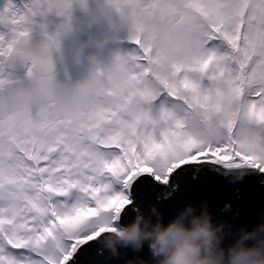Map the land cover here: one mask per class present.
<instances>
[{
	"label": "snow or ice",
	"instance_id": "1",
	"mask_svg": "<svg viewBox=\"0 0 264 264\" xmlns=\"http://www.w3.org/2000/svg\"><path fill=\"white\" fill-rule=\"evenodd\" d=\"M139 2L144 13L203 27L204 47L189 52L159 88L145 90L141 77L160 58L130 29L131 47L122 53L128 81L106 76L74 136L54 101L19 100L32 72L54 70L60 33L35 40L32 17L43 13L30 9L12 21L11 39L0 36V264H109L120 253L101 243L102 233L136 216L142 189L163 202L185 178L254 176L264 184V0ZM73 3L46 0V11L70 21ZM194 119L215 138L196 135ZM149 214L161 218L155 205Z\"/></svg>",
	"mask_w": 264,
	"mask_h": 264
},
{
	"label": "clouds",
	"instance_id": "2",
	"mask_svg": "<svg viewBox=\"0 0 264 264\" xmlns=\"http://www.w3.org/2000/svg\"><path fill=\"white\" fill-rule=\"evenodd\" d=\"M94 24H106L107 30L98 35L90 33L78 41L75 58L79 61L86 54L89 61L90 70L85 75L61 78L54 70H36L24 81L19 93V100L25 105L54 101L70 122V136L75 135L76 127L87 117V105L105 90L106 76L115 84L128 81L130 64L120 49L108 64L101 59L110 42L127 39L123 36L125 29L144 37L160 58L151 74L145 72L141 77L145 90L159 88L174 75L175 67L189 52L203 49L206 40L203 27L185 28L170 16L144 13L139 0H121L119 7L112 0H95L94 6L86 8V14L78 20L76 30L83 31ZM73 31L69 24L63 35ZM89 46L92 51H87ZM57 52L63 57L61 44ZM240 103L235 101L237 107ZM192 130L203 140L215 138L210 128L199 125L195 119ZM239 171L246 173L247 169ZM101 243L114 253L122 247L140 251L147 243L151 259L142 260V264H264V221L253 227H240L229 239V229L213 220L207 206L198 208L189 203L167 222L137 209L130 222L102 233Z\"/></svg>",
	"mask_w": 264,
	"mask_h": 264
},
{
	"label": "water",
	"instance_id": "3",
	"mask_svg": "<svg viewBox=\"0 0 264 264\" xmlns=\"http://www.w3.org/2000/svg\"><path fill=\"white\" fill-rule=\"evenodd\" d=\"M259 179L260 177L245 176L242 180L232 182L229 178L214 174L201 176L197 181L185 178L174 199L157 202L156 192L146 187L141 190L137 203L146 214H149L150 207L155 205L160 210L164 222L189 203L198 208L207 206L215 222L229 225L231 232L235 233L242 226L253 227L264 221V184H260ZM131 220L130 218L129 222ZM119 253L120 255L112 258L109 264H127L132 259H151L147 243L140 251L121 248ZM92 259L103 258L93 256Z\"/></svg>",
	"mask_w": 264,
	"mask_h": 264
},
{
	"label": "flooded vegetation",
	"instance_id": "4",
	"mask_svg": "<svg viewBox=\"0 0 264 264\" xmlns=\"http://www.w3.org/2000/svg\"><path fill=\"white\" fill-rule=\"evenodd\" d=\"M2 10L0 14V36L5 40L12 37V29L14 27L12 21L21 15H27L29 10L38 11L36 16L32 17L34 23L32 24V36L35 40H40L43 33L48 34L59 32L61 50L63 57L55 51L53 53L54 71L61 77L76 78L85 75L89 70V61L87 55L83 54L78 61L76 57V48L80 39H86L88 35H98L107 30L106 24H94L90 28L83 31L76 30V24L80 18L86 14V8L92 7L95 0H74L71 19L67 20L63 16L57 15L55 12L46 11V0H1ZM71 24L74 31L70 35H63L66 25ZM128 33L124 31L123 36L127 37ZM125 45V46H124ZM128 50L131 45L127 39H122L120 42L112 43L104 49L101 59H106L105 65L108 64L115 56L116 50L123 47ZM93 48L89 46L87 51H92ZM104 64V62H103ZM17 74L24 76L25 70L19 65L16 68Z\"/></svg>",
	"mask_w": 264,
	"mask_h": 264
},
{
	"label": "rangeland",
	"instance_id": "5",
	"mask_svg": "<svg viewBox=\"0 0 264 264\" xmlns=\"http://www.w3.org/2000/svg\"><path fill=\"white\" fill-rule=\"evenodd\" d=\"M2 4L4 5V3H2V1L0 0V12H1V10H2ZM0 14H1V13H0ZM125 32L128 33V30L125 29ZM126 35L128 36V34H126ZM124 46H125V45H124ZM124 46H123V47H119V49H120L122 52L126 51V49L124 48ZM102 61H103L104 64H105L106 59H102Z\"/></svg>",
	"mask_w": 264,
	"mask_h": 264
}]
</instances>
